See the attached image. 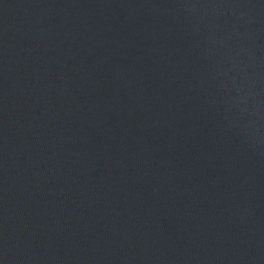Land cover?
<instances>
[{
	"label": "water",
	"instance_id": "95a60500",
	"mask_svg": "<svg viewBox=\"0 0 264 264\" xmlns=\"http://www.w3.org/2000/svg\"><path fill=\"white\" fill-rule=\"evenodd\" d=\"M0 264H264V0H0Z\"/></svg>",
	"mask_w": 264,
	"mask_h": 264
}]
</instances>
